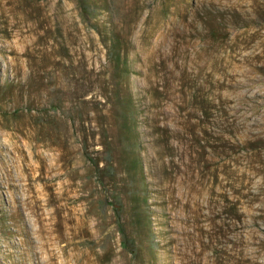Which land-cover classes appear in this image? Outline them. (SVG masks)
<instances>
[{"label":"rangeland","instance_id":"rangeland-1","mask_svg":"<svg viewBox=\"0 0 264 264\" xmlns=\"http://www.w3.org/2000/svg\"><path fill=\"white\" fill-rule=\"evenodd\" d=\"M107 1L0 0V264H264V0Z\"/></svg>","mask_w":264,"mask_h":264},{"label":"trees","instance_id":"trees-1","mask_svg":"<svg viewBox=\"0 0 264 264\" xmlns=\"http://www.w3.org/2000/svg\"><path fill=\"white\" fill-rule=\"evenodd\" d=\"M79 9L80 14L84 20H91L94 17V12L96 9V4L98 2L102 3V8H108L109 2L107 0H75ZM107 1V2H106ZM96 28H98L96 25H94ZM105 27V26H104ZM98 31L102 34L101 29H98ZM105 46V39L103 41ZM121 46V39L118 34V32H115L113 37L111 38V44L107 47L108 49V60L110 62L112 70L118 75H123L125 78L128 77V74L130 72V66L127 63L126 58L122 55V52L120 50ZM105 98V96L103 95ZM102 97V98H103ZM103 98V99H104ZM110 102L114 103L115 105L120 106L122 109V112L120 113L123 117V122L121 126V134L123 135L126 140L136 139V128L133 126L132 123H129V114L128 111L130 108H132L131 104V95L128 90V87L125 86L123 90H120L116 86L111 89L109 96L107 97ZM132 202L133 204H136V206L130 209L131 215L133 217V220L137 223L139 226H145L146 224V199L144 197L138 196L135 197ZM115 212H117V207H114ZM119 230H124L122 224L119 225Z\"/></svg>","mask_w":264,"mask_h":264}]
</instances>
